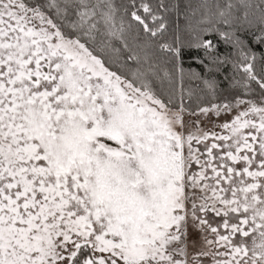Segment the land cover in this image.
<instances>
[{
  "label": "snow or ice",
  "instance_id": "1",
  "mask_svg": "<svg viewBox=\"0 0 264 264\" xmlns=\"http://www.w3.org/2000/svg\"><path fill=\"white\" fill-rule=\"evenodd\" d=\"M0 264H264V0H0Z\"/></svg>",
  "mask_w": 264,
  "mask_h": 264
}]
</instances>
